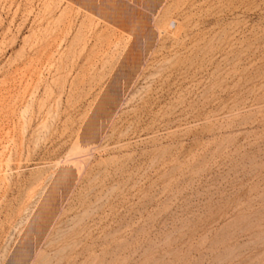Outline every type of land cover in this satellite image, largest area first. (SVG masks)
<instances>
[{"label": "rangeland", "instance_id": "374dc122", "mask_svg": "<svg viewBox=\"0 0 264 264\" xmlns=\"http://www.w3.org/2000/svg\"><path fill=\"white\" fill-rule=\"evenodd\" d=\"M11 260L264 264V0H0Z\"/></svg>", "mask_w": 264, "mask_h": 264}, {"label": "bare ground", "instance_id": "6f19581e", "mask_svg": "<svg viewBox=\"0 0 264 264\" xmlns=\"http://www.w3.org/2000/svg\"><path fill=\"white\" fill-rule=\"evenodd\" d=\"M13 260V259H12ZM12 260L8 263V264H12L11 262H12Z\"/></svg>", "mask_w": 264, "mask_h": 264}]
</instances>
